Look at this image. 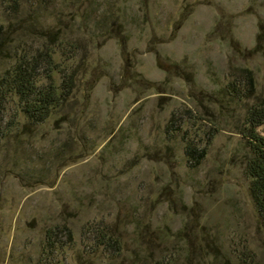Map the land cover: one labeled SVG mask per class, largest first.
<instances>
[{
	"label": "rangeland",
	"instance_id": "374dc122",
	"mask_svg": "<svg viewBox=\"0 0 264 264\" xmlns=\"http://www.w3.org/2000/svg\"><path fill=\"white\" fill-rule=\"evenodd\" d=\"M0 24L40 85L74 79L43 122L0 110V264H264L240 133L264 0H0Z\"/></svg>",
	"mask_w": 264,
	"mask_h": 264
},
{
	"label": "trees",
	"instance_id": "16d2710c",
	"mask_svg": "<svg viewBox=\"0 0 264 264\" xmlns=\"http://www.w3.org/2000/svg\"><path fill=\"white\" fill-rule=\"evenodd\" d=\"M8 27L0 24V57H12L13 66L0 74V110L3 108L8 95L18 96L24 104L23 111L34 122H43L49 117L53 109L60 106L70 96L74 79L73 74L64 75L63 86L60 87L53 81L48 84L38 83V68L36 64L28 65L26 56L19 55L18 48L12 54L13 40ZM53 49L43 52V48L33 56L34 62L45 58L50 70L56 68L53 63ZM11 52V54H10ZM246 126L240 132L245 138L251 155L245 165V174L250 179V192L254 204L259 213L261 222L264 224V134L258 131V127L264 124V103L253 105L247 116ZM190 158L200 162L205 156V150L197 149L195 146L187 147Z\"/></svg>",
	"mask_w": 264,
	"mask_h": 264
}]
</instances>
